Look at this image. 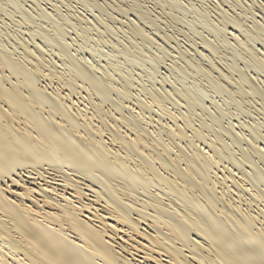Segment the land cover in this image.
<instances>
[{
  "label": "bare ground",
  "instance_id": "obj_1",
  "mask_svg": "<svg viewBox=\"0 0 264 264\" xmlns=\"http://www.w3.org/2000/svg\"><path fill=\"white\" fill-rule=\"evenodd\" d=\"M2 2L0 14L11 16L5 15ZM56 10L55 14H38L41 21L53 19L54 29L49 28L54 33L41 25L28 40L16 32L4 36L3 29L0 34V264H264V189L259 187L264 175L257 165L264 164V151L257 139L253 137L249 143V154L239 151L238 157L236 148L225 141L227 136L232 138V131L219 129L220 116L213 118L215 124L211 122L217 125L216 131L210 122L198 119L203 88L191 94L170 82L171 93V87V91L156 87L154 75L144 81L138 79L142 75L136 79L116 64L110 70V64L107 69L69 54L61 35L64 29L60 30L70 24L69 16ZM136 12L141 19L142 12ZM30 13L20 12L23 17L19 21L34 23ZM224 14L234 27L230 35L241 48L243 39L234 31L241 30L243 22ZM79 18L80 24L73 22L71 27L90 24ZM224 22L223 29L229 23ZM141 24L129 27L131 37L151 41ZM91 25L83 27L86 33L80 36L87 39ZM254 28L249 34L263 41L264 33ZM48 42L60 50L64 72L59 71L53 56L47 55ZM205 45L209 52L215 51ZM136 49L127 48L139 51ZM253 50L248 47L244 52L242 48L247 58L264 68V60ZM125 53L132 56V51ZM199 54L208 61V68L202 70L199 65L200 70L196 65L194 71L189 62L181 68L185 76L201 75L213 91L227 92L230 97L251 93L264 103V95L249 75V80L243 75L236 79L234 72L240 69L225 64L215 67L220 63L213 65L217 62L213 56L201 49ZM125 65L124 61L122 69L128 68ZM174 69L181 72L179 66Z\"/></svg>",
  "mask_w": 264,
  "mask_h": 264
},
{
  "label": "rangeland",
  "instance_id": "obj_2",
  "mask_svg": "<svg viewBox=\"0 0 264 264\" xmlns=\"http://www.w3.org/2000/svg\"><path fill=\"white\" fill-rule=\"evenodd\" d=\"M1 1H3L1 6L7 12V13H5V11H4L5 15L11 13L13 16L11 15L12 16L11 17V16L7 15L8 16V18H7V16L0 14V18L2 20H4V21H1V19H0V22L1 23L5 22L4 23L5 25L3 24L5 27H2L3 25L0 23V28H1L0 34H1V30L3 29L4 30L3 32H5L4 36L7 32H10L9 33L10 35H13L12 33H14V35L20 34L17 36H20L24 39L27 38V40H28L29 37L30 38L32 37L29 34H31V35H33V33L37 34V32H39L41 30V29H38V26H39V28H41L43 26V29L46 27L45 29L50 30V33H54V31L51 29V28L54 29L53 19L50 20L51 22L53 21L52 23L49 22V20L46 21L44 19L46 22H48L47 23L48 25H47L46 23H44L43 19H42L43 22L41 20H39L40 17L38 14H43V13H47V12L50 13L53 11L57 12L56 9H58L59 15L60 14L63 16L65 15L66 18H68V16H69L68 19H69V23L71 25L74 22L75 25L77 23L76 26H78V24H80L78 22L80 19L79 17H81V19H83V20L87 19V21H89V22H87L85 20L84 21L87 24L90 23L89 25L92 24L91 25L92 27L94 26V29L92 27L90 28L91 32L93 34L90 31L89 32L87 31L91 35V37H90V35L87 33V35H89V36H87V39L90 37L88 40L86 38H83L82 35H81L82 36V38H81L80 34L85 35L84 32L86 30L83 31L82 29L88 28L89 25H87L85 27V25L83 24L81 27L80 26L78 27L79 29H77L76 26H74V27L72 26L76 30L75 32H74V29L71 27L70 24L67 25L68 22L63 25V28L61 27L60 30L63 31V29H64L65 34L68 31L67 32L68 35L66 34V36H65V34L63 33L64 31L61 32L62 33L61 35H62V38L64 39V43H66L67 47H69V50H70V51L68 50L69 54L72 53L73 56H75V57L77 56L76 58L80 59L82 61H86V62L92 63L94 65H97V66L100 65V66H103L105 68L108 67L107 69H109L111 66H113L114 68L116 66L117 69L120 68L121 70L128 71L130 74L133 73L132 74V75H134L133 77L136 76L138 78L142 75V77H140L138 79L144 80V81H148V78L150 80L151 77L154 75L155 79H153V81L155 82V80H156V82H155L156 87L161 88V86L162 87L165 86L164 89L167 88L166 89L167 91H171V88H172L170 86L171 83H174V86H176L177 89H180V90H184L185 88H186L185 90L188 89L187 91H189L191 94H193V93L196 94L198 91H201V89L203 88L201 92L204 91L203 92L204 98H202L201 102H203L202 104L204 106L202 105V107H200L197 110V113L199 114V117H200L198 119H201L205 122L207 120L208 123L210 122L211 126L213 125V127H214V128L212 127L213 131H216V130H218V127H217V125H214L215 123L213 121V118L215 119L216 117L220 116L219 121L220 120L221 121H220V124H218V126H220L219 129H221V127L224 129L227 128V129H229L227 131L230 134L233 133L232 135H230V137H232L231 139H233L234 141L231 139H228L227 137H229V136H227L225 138V141L227 140L226 143L230 147H232V148L234 147V149L236 148L235 151L237 152L236 154L238 157H240V155H239L240 153H246V154L250 153V149H251L250 144H251V140H253V137H255V139H257L256 144H258V146L261 147V149L264 151V127H263L264 126V113H262L264 111V105H263L264 103L261 104V102H263V100L259 99L258 98L259 96L257 97V95L255 96L254 94L252 95L251 93L246 94V95H240L239 94L240 95L239 96L235 93L234 96H232L233 98H235V100L234 99L231 100L232 97H230L229 93L226 92V94H225V92L224 93H220V92L218 93L216 91H213L210 88V82L206 81L205 77H203L201 75L195 77V76L190 75V74H187V76H185V74H186L185 71L181 70V68H183V65H185V64L188 65L189 62H190L189 67L190 68L193 67L194 71L195 70L197 71L198 69H200L201 68L200 66H203L201 68L202 70L208 68L209 64H208V61L205 59V57L203 59H201V57H203V56L200 54L198 55V53L200 52V49H201V51H203L204 54L206 53V55H209L210 57L213 56L214 58L217 59L216 60L212 57V60L217 61V62L212 61L213 65H215L218 62L220 63V64H216L215 67L222 68V66L224 67V64H225V66L227 65L228 67H233L234 69H235V67L238 70L240 69L241 72H238L237 70H235V72H237L238 74L234 72V78L236 77V79H237L238 77L240 78V76L243 75L242 77H246V78L248 77V80H249V78L251 77L252 80L250 79L251 80L250 82L253 84V82L255 81L254 82L255 84L253 86L256 87V90L258 89L259 94L262 93L261 95L263 96L264 95L263 94L264 93V68H263V66H258V65L256 66V63H254V61L251 58L250 59L247 58L246 53H243L242 48H243L244 52H246V48H248V47L250 49L253 48L254 49L253 51L254 52L256 51V54H258V56L260 55L259 58H262V60H264V45H263L264 40L263 41L259 40V38H255V37L250 35V34H252V33H250L251 32L250 30L253 29L254 27H255L254 29L258 28L257 30H259L262 34L264 33V11H263L264 10L263 9L264 8V6H263L264 0H227V2H226V0H224L225 2L223 0L222 1L219 0V3L217 0H202V1L201 0H122V1L121 0H110V1L109 0H106V1L105 0H98V1L97 0H64V1L63 0L62 1H59V0H55V1L54 0H34V1L33 0H0V4H1ZM7 1H9V2H7ZM62 2H64V3H62ZM172 3L173 4L175 3V4L173 5ZM223 3H225V5ZM261 5H262V7H261ZM17 7L19 9L20 8L21 9L17 10ZM22 9L24 11H22ZM39 9H40V11H39ZM8 10H9V13H8ZM42 10L44 11L43 13H42ZM137 10H140L143 14L141 19L137 18L138 17L137 12H136ZM45 11H47V12H45ZM20 12H22V15H24L25 13L27 15L28 13L31 12L29 14L30 17H31V15L34 16V19H36V20H34V23H32V20H31V22H29L27 24L23 23L24 24L23 25L21 23L22 22L21 18L23 16L20 14ZM53 13L55 14V12H53ZM224 13H228L230 16L235 15V17L237 16L239 18V20H241V23L243 22L242 23L243 28L241 30L236 29L234 31L236 33V35H238L240 40L243 39L242 40V42L244 44V45H242L243 47L241 46V48H240V45L237 44V42H235L234 39H232L233 37H232V35H230V33L233 31L234 27L231 26L232 24L230 23L229 19H226V17H225L226 14H224ZM156 15L158 16V18ZM222 15H223V19L221 17ZM70 16H72V17H70ZM100 16H102V17H100ZM9 17H11V19L12 18L14 19V20H12L13 22L10 21L11 19L9 20ZM16 21L21 23L23 26H21V24H18V22L16 23ZM70 21H72V22H70ZM133 21L135 22V24L138 23L139 25L142 23L141 27L143 28V30L145 28L144 31H145L146 35H148V36L150 35L149 40L151 38V41L148 42V40H147V41L142 42L141 40H143V39L140 38L141 39L140 40L139 37L137 39H136V37H133V36L131 37L132 33L129 32V30H130L129 27L135 26ZM224 21L229 22L228 24H226L227 26L224 27L225 29L222 28L223 26H225L224 24L226 23ZM95 24H96V26L99 25L100 27L95 28ZM143 24H144V27H143ZM159 24H161V25H159ZM50 26H51V28H49ZM64 26H65V28L67 27L66 29H70L71 31L70 30L66 31ZM107 26L111 27L112 29L114 28L115 30L114 29L112 30V32H114V33H112L111 31H107L108 29L111 30V28H109V27L107 28ZM105 27H106V29H105ZM221 28H222V30H221ZM35 29H37V31ZM98 29L102 31V35L100 34L101 31H99ZM104 29L106 31L105 32L106 34L103 33ZM98 31H99V33H98ZM116 31H117V33H116ZM124 32H127V33H124ZM130 33H131V35H130ZM78 35L81 39H84L85 42H84V40H81L78 37ZM100 35H101V37H100ZM123 35H124V37H123ZM199 35H200V37H199ZM34 36H35V34H34ZM250 36H251V40L247 39V38H250ZM263 36H264V34H263ZM129 37H131L130 38L131 40L135 38L134 40L135 41L137 40V41L135 43H133L134 40L131 41L129 39ZM201 37H203V39ZM227 37H228V39H227ZM89 40H91L92 42ZM125 40H128V41H126V43H125ZM129 40L131 42L130 45L128 43ZM35 41H37L38 43L42 42L41 39L39 40L38 38H36ZM51 41L53 43L52 39H51ZM105 41H106V44H105ZM107 41L108 42L112 41V42L108 43ZM244 41H246V42H244ZM67 42L69 44H67ZM249 42H251L252 45L249 46V44H250ZM48 43H45V44H48ZM52 43H49L50 46L47 45V48H45L48 51H46L44 49V47L46 46V45H44V43H40V45H44V47L42 46V48L46 51V53L48 52L47 55H49V57L53 56V58L52 57L51 58L54 59L56 63H58L57 65H58L59 71L64 72L65 66L60 64V62L63 63V59L60 57V50L55 48L56 44L53 46L54 43L53 44ZM100 43H102V44H100ZM143 43H145V44H143ZM181 43H183V44H181ZM116 44H118V45H116ZM132 44H135L134 48H133ZM140 44H141V46H144V47H141ZM205 44L212 46L213 49H215V51L213 50V52L212 51L209 52L210 50L206 47ZM223 44L226 45L227 47L225 48V46ZM70 45H72V46H70ZM78 45L79 46L81 45L80 46L81 48L83 46V48L81 49L80 47H78ZM93 45H94V47H93ZM121 45H122V47H121ZM126 45L127 46L129 45V46L126 47ZM131 45H132V48H130ZM136 45H138L137 47L139 48V51L133 52V50L136 49L135 48ZM190 45H192L193 47ZM119 47H121V48H119ZM140 47L143 48L145 53L141 52L143 50H141ZM124 48L126 50H127V48H128V50L129 49H133V50H130V51L127 50L126 51ZM138 48L136 50H138ZM157 48H158V50H157ZM122 49H124L125 52H131L132 51V56L133 55L134 56L133 57L130 56L129 55L130 53L129 54L125 53L124 50H122ZM117 50L121 53L128 54V55L122 54L123 56H129V58L132 57V59L136 58L138 61L137 60L135 61L132 59H131L132 62L130 61V59H128L129 60L128 61L127 60L128 57H126V58L123 57L121 55V53L117 52ZM193 50H196L195 53ZM197 50H199V51H197ZM217 50H218V52H217ZM207 51H208V53H207ZM261 52H263V53H261ZM118 53H119V55H118ZM136 53H138V54H136ZM212 53H213V55H211ZM135 54H136V57H135ZM199 56H201V57H199ZM123 58H125V59H123ZM195 59H197V60H195ZM230 60H231V62H230ZM115 61H116V63H115ZM124 61L126 64L125 67L127 66L129 68L133 64H134L133 66L137 65L138 67L132 66V68H129V69L127 67H126L127 69H122V68H124ZM221 61L223 62L222 64H221ZM247 61H249L250 63ZM133 62H136V63H133ZM141 62H143V65ZM184 62H186V63H184ZM192 62H193V64H192ZM181 63H182V65H181ZM251 63H252V65H251ZM253 63H254V65H253ZM108 64H110V67L107 66ZM128 64L131 66H128ZM196 65H198V66H196ZM61 66H63L64 69ZM173 66L175 68H178V66H179V70H181V72L182 73L184 72V73L182 74L181 72L175 70ZM195 66L198 67V69ZM60 67L62 69H60ZM113 67H111L110 70ZM172 69H174V70H172ZM172 71H173V73H172ZM175 71H177V72H175ZM150 72H152V73L150 74ZM147 74H148V76H147ZM244 74L246 76H244ZM188 75H190L191 77H189ZM214 75L216 78L217 73H214L213 76ZM145 77H148V78H145ZM165 77H167V78H165ZM202 79H205V81ZM170 80H173V81H170ZM199 80H202L201 83ZM176 81H177V83H176ZM181 81H183V82H181ZM196 82H197V84H196ZM220 83L224 84L221 81H220ZM162 84H164V85H162ZM181 86H185V87H181ZM199 88H201V89H199ZM228 88H230V89H227V90H229V91L231 90V92H235V88L234 89H232L233 87H228ZM193 89H194V91L197 89V91L194 92ZM208 89H210L212 91H210ZM260 91H261V93H260ZM172 92H173V88H172L171 93ZM206 92L209 95L205 94ZM206 95L208 98L205 97ZM226 95L229 96L230 99ZM250 95L253 96V99ZM238 96L240 97V100L243 99V101L239 100V102H238L237 101V99H239ZM244 96H246L247 98L246 97L244 98ZM254 96L257 97V99H255ZM203 99H204V101H203ZM259 100H260V102H259ZM208 101H211L212 103L208 102ZM247 101H249V102H247ZM220 102H222V103H220ZM246 102H247V104H245ZM181 103L183 104V102H181ZM239 103H240V105H239ZM259 104L262 105L263 107L259 106ZM214 105H216V106H214ZM244 105L246 106V108ZM184 108H185V106L182 107V110ZM201 109H202V111H201ZM255 109H256V111H255ZM257 110H258V112H257ZM183 111H185V110H183ZM230 117H231V119H230ZM237 117H239V118H237ZM204 118H205V120H204ZM209 119H210V121H209ZM211 122L214 124H211ZM242 126H244V127H242ZM215 127H216V129H215ZM231 131H232V133H231ZM256 131H257V133H256ZM233 136H234V138H233ZM246 140H248V141H246ZM228 142L229 143L231 142V143L229 144ZM231 144H232V146H231ZM240 149H242V150H240ZM239 151H240V153H239ZM256 160L257 159H255V161ZM256 162L258 163V161H256ZM257 165L259 166L260 169H263L262 172L264 175V164L263 163L261 164V162H259ZM259 187H261V189H264V184L260 185Z\"/></svg>",
  "mask_w": 264,
  "mask_h": 264
}]
</instances>
